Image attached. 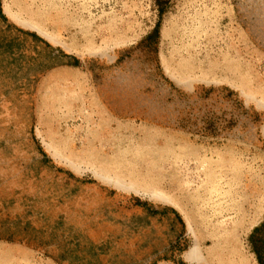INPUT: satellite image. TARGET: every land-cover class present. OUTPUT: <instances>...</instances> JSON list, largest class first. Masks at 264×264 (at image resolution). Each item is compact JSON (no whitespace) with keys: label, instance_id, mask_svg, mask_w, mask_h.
Masks as SVG:
<instances>
[{"label":"rangeland","instance_id":"374dc122","mask_svg":"<svg viewBox=\"0 0 264 264\" xmlns=\"http://www.w3.org/2000/svg\"><path fill=\"white\" fill-rule=\"evenodd\" d=\"M263 218L264 0H0V264H213L223 219L257 264Z\"/></svg>","mask_w":264,"mask_h":264},{"label":"bare ground","instance_id":"6f19581e","mask_svg":"<svg viewBox=\"0 0 264 264\" xmlns=\"http://www.w3.org/2000/svg\"><path fill=\"white\" fill-rule=\"evenodd\" d=\"M232 226V222L226 219L212 226L213 244L205 250L207 260L213 264H252L240 250L238 230ZM199 254L198 248L193 246L187 253V259L196 261Z\"/></svg>","mask_w":264,"mask_h":264},{"label":"trees","instance_id":"16d2710c","mask_svg":"<svg viewBox=\"0 0 264 264\" xmlns=\"http://www.w3.org/2000/svg\"><path fill=\"white\" fill-rule=\"evenodd\" d=\"M157 10H158V17H161L163 14V5L161 3H157ZM159 39V23L157 22V25L154 27V29L149 32L141 41L140 43L148 42L156 43V41ZM155 47L152 48V51H155ZM248 241L250 244V248L252 253L255 256L257 264H264V218L261 221V223L254 227L251 231Z\"/></svg>","mask_w":264,"mask_h":264}]
</instances>
